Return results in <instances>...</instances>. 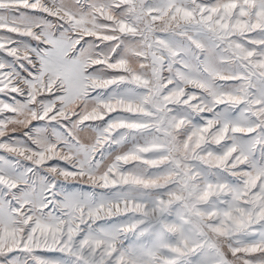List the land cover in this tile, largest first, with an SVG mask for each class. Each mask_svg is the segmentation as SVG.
<instances>
[{
  "label": "snow or ice",
  "instance_id": "1",
  "mask_svg": "<svg viewBox=\"0 0 264 264\" xmlns=\"http://www.w3.org/2000/svg\"><path fill=\"white\" fill-rule=\"evenodd\" d=\"M0 264H264V0H0Z\"/></svg>",
  "mask_w": 264,
  "mask_h": 264
}]
</instances>
